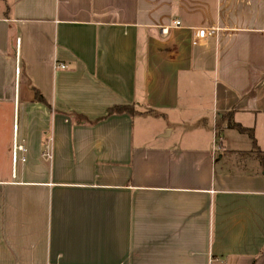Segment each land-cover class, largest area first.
Wrapping results in <instances>:
<instances>
[{
  "label": "crops",
  "instance_id": "0c3cea01",
  "mask_svg": "<svg viewBox=\"0 0 264 264\" xmlns=\"http://www.w3.org/2000/svg\"><path fill=\"white\" fill-rule=\"evenodd\" d=\"M0 264H264V0H0Z\"/></svg>",
  "mask_w": 264,
  "mask_h": 264
},
{
  "label": "built area",
  "instance_id": "2783aa9c",
  "mask_svg": "<svg viewBox=\"0 0 264 264\" xmlns=\"http://www.w3.org/2000/svg\"><path fill=\"white\" fill-rule=\"evenodd\" d=\"M176 24H179V22H177ZM206 35H207V30L206 29H201L200 31H199V36L200 37H206ZM62 67H65L64 65H61ZM20 71V69L19 68H17V72H19ZM26 149H25V147H23V145H15V147H14V153H13V159H14V162L16 163L17 162V160H18V156H17V152L18 151H25Z\"/></svg>",
  "mask_w": 264,
  "mask_h": 264
},
{
  "label": "trees",
  "instance_id": "16d2710c",
  "mask_svg": "<svg viewBox=\"0 0 264 264\" xmlns=\"http://www.w3.org/2000/svg\"><path fill=\"white\" fill-rule=\"evenodd\" d=\"M119 109H121V108H119Z\"/></svg>",
  "mask_w": 264,
  "mask_h": 264
}]
</instances>
